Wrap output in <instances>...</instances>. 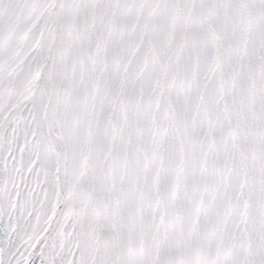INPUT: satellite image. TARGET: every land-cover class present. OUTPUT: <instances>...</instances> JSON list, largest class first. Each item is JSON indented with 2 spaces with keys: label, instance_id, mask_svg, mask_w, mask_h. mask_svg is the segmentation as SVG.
I'll list each match as a JSON object with an SVG mask.
<instances>
[{
  "label": "snow or ice",
  "instance_id": "1",
  "mask_svg": "<svg viewBox=\"0 0 264 264\" xmlns=\"http://www.w3.org/2000/svg\"><path fill=\"white\" fill-rule=\"evenodd\" d=\"M0 264H264V0H0Z\"/></svg>",
  "mask_w": 264,
  "mask_h": 264
}]
</instances>
